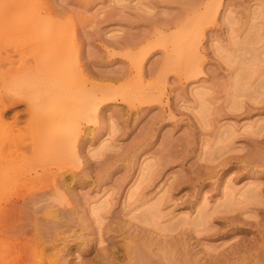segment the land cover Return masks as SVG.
<instances>
[{"label":"rangeland","instance_id":"obj_1","mask_svg":"<svg viewBox=\"0 0 264 264\" xmlns=\"http://www.w3.org/2000/svg\"><path fill=\"white\" fill-rule=\"evenodd\" d=\"M4 1L0 264H264V0Z\"/></svg>","mask_w":264,"mask_h":264},{"label":"bare ground","instance_id":"obj_2","mask_svg":"<svg viewBox=\"0 0 264 264\" xmlns=\"http://www.w3.org/2000/svg\"><path fill=\"white\" fill-rule=\"evenodd\" d=\"M24 4H25V1L24 0H5L4 1V4H2V14L3 15H22V14H24L25 12H23V8H25L24 7ZM26 8H28V7H26ZM26 10V9H25ZM54 22V21H53ZM166 56H167V54H166ZM170 57V56H169ZM169 57H165L164 56V59H160L159 61H155V62H153V63H150V65H148L147 67L143 64V62H142V64H140L139 66V69H138V72H134L133 73V76L131 75L132 74V71H133V69H132V65H130L129 66V70H127V71H123L122 73H124V79L125 80H131L134 76H137L138 78L137 79H139V81H140V83L142 84V86H141V84H136L137 86H139L137 89H139L138 91H140L141 90V87H143V85L145 86H147V85H150V84H154L155 82H152L153 80H151V79H149V78H147L146 79V77L147 76H154L155 75V73L157 72V70H158V68H159V65L162 67L163 66V63H168L169 61H170V59H169ZM144 58V57H143ZM159 71H160V69H159ZM159 74H160V72H159ZM123 75V74H122ZM128 76V77H127ZM145 79L146 80H148L149 82H147V83H144V81H145ZM159 80V79H158ZM158 80H157V82L154 84V85H157V83H158ZM154 81H156V80H154ZM136 86V87H137ZM152 89H156L155 87L154 88H152ZM171 90H172V88H171ZM158 91H159V89H158ZM163 91V90H162ZM49 92V91H48ZM135 92H136V90H135ZM143 92V91H142ZM166 92V91H165ZM200 92V91H199ZM58 93V92H57ZM162 93V92H161ZM154 94H156V93H154ZM162 95H163V93H162ZM48 96V95H47ZM165 96V95H164ZM56 97V96H55ZM90 97V96H89ZM168 98L169 97H167V99H165V101H166V104H168ZM88 99V98H87ZM94 99V98H93ZM45 100H47V99H45ZM45 100H43L42 99V101H45ZM88 101V100H87ZM47 102V101H46ZM161 102V101H160ZM93 103V102H92ZM163 103V104H162ZM162 104V105H161ZM160 105H161V108L162 109H164V102H161L160 103ZM162 111V110H161ZM164 111V110H163ZM162 113V112H161ZM150 165V164H149ZM145 179V178H144ZM56 188V187H55ZM254 194V193H253ZM38 195V194H37ZM255 195V194H254ZM43 196V195H42ZM51 196V195H50ZM49 196V197H50ZM38 197H39V195H38ZM45 200H46V198H45ZM42 201V200H41ZM40 202V201H39ZM44 202V201H43ZM28 203V202H27ZM51 204V203H50ZM16 205V204H15ZM44 205V204H43ZM42 205V206H43ZM46 205V204H45ZM47 205H48V203H47ZM60 206V205H59ZM100 207V206H99ZM14 208H15V206H14ZM18 208V207H17ZM43 208V207H42ZM51 209V208H50ZM100 209V208H99ZM97 210V209H96ZM15 211V210H14ZM54 211V210H53ZM66 212V211H65ZM54 213V212H53ZM58 213V212H57ZM95 213H97V212H95ZM155 213V212H154ZM56 214V213H55ZM122 214H124L123 212H122ZM95 216H97V215H95ZM133 216V215H132ZM151 216H153V215H151ZM157 216V215H156ZM159 217V216H158ZM129 218V217H128ZM131 218V217H130ZM133 218V217H132ZM184 219V218H183ZM186 221V220H185ZM54 222V221H53ZM99 223H100V221H99ZM187 223V222H186ZM190 223V222H189ZM45 226V225H44ZM141 239V238H140ZM137 251V250H136ZM145 253V252H144ZM143 253V254H144ZM140 253H138V255H139ZM140 256V255H139ZM141 257V256H140ZM137 258V257H136ZM150 258V257H149ZM137 260V259H136ZM138 262V261H137ZM139 262H143V260H141V261H139ZM138 262V263H139ZM159 263V262H158ZM134 264H136V263H134ZM143 264H144V262H143Z\"/></svg>","mask_w":264,"mask_h":264}]
</instances>
